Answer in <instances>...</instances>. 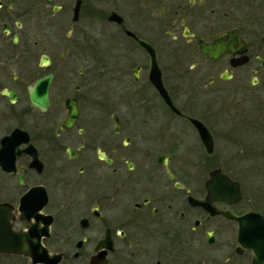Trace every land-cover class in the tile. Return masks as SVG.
Returning <instances> with one entry per match:
<instances>
[{"label": "flooded vegetation", "instance_id": "obj_1", "mask_svg": "<svg viewBox=\"0 0 264 264\" xmlns=\"http://www.w3.org/2000/svg\"><path fill=\"white\" fill-rule=\"evenodd\" d=\"M250 212L264 0H0V264H264Z\"/></svg>", "mask_w": 264, "mask_h": 264}, {"label": "water", "instance_id": "obj_2", "mask_svg": "<svg viewBox=\"0 0 264 264\" xmlns=\"http://www.w3.org/2000/svg\"><path fill=\"white\" fill-rule=\"evenodd\" d=\"M146 47H150L149 45L145 44ZM39 83L36 84V86H38ZM36 86H34L36 88ZM162 86V85H161ZM161 86L159 85V88L161 89ZM31 99H32V103L34 104H42L43 101L40 100L38 97H37V93L35 91H32L31 92ZM165 97V100L166 102L168 103V105L175 111L178 112V109L172 104V102L170 101V98L168 97V95H164ZM215 174L216 172H211V178L208 182V190H209V193L214 197L215 194H226L227 193V188H225L226 186H231L232 184L230 183V181H228L229 179L228 178H225V177H222L221 176V179H222V184L221 186H219L218 184L216 185L215 182L213 181L215 178ZM226 185V186H225ZM198 203H201L202 205H204V207H208L209 203L207 202H198ZM211 211H212V207H208ZM228 215V214H227ZM250 215H251V212L250 213H247V214H244L242 216H239V217H235L238 221H239V236H238V242L240 244H242L243 246H246V247H256V248H259L261 250L264 251V229H262V233L261 235L259 236H252L249 237V232L251 231H254L256 232L258 229L256 228H252V227H249L247 225V220H249L250 218ZM260 218L262 219V224L264 226V218H262L260 216ZM254 239V240H253Z\"/></svg>", "mask_w": 264, "mask_h": 264}]
</instances>
